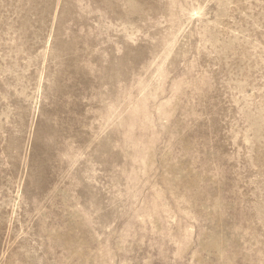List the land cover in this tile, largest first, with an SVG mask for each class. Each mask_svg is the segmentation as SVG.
Segmentation results:
<instances>
[{"label":"rangeland","instance_id":"1","mask_svg":"<svg viewBox=\"0 0 264 264\" xmlns=\"http://www.w3.org/2000/svg\"><path fill=\"white\" fill-rule=\"evenodd\" d=\"M0 264H264V0H0Z\"/></svg>","mask_w":264,"mask_h":264}]
</instances>
